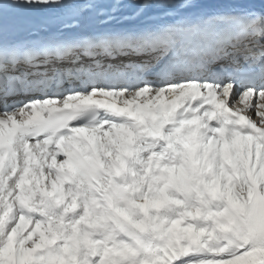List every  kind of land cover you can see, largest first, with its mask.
Wrapping results in <instances>:
<instances>
[{"label":"snow or ice","instance_id":"obj_1","mask_svg":"<svg viewBox=\"0 0 264 264\" xmlns=\"http://www.w3.org/2000/svg\"><path fill=\"white\" fill-rule=\"evenodd\" d=\"M0 264H264V0H0Z\"/></svg>","mask_w":264,"mask_h":264}]
</instances>
